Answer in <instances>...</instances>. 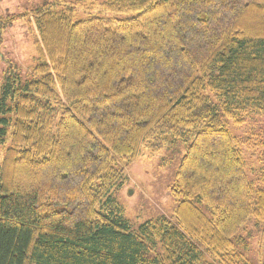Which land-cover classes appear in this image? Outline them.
<instances>
[{
    "label": "trees",
    "instance_id": "16d2710c",
    "mask_svg": "<svg viewBox=\"0 0 264 264\" xmlns=\"http://www.w3.org/2000/svg\"><path fill=\"white\" fill-rule=\"evenodd\" d=\"M58 6L25 16L36 63L0 86V264H251L264 168L252 179L246 160L264 143L228 124L264 114V0ZM179 145L175 222L133 228L111 196L125 167Z\"/></svg>",
    "mask_w": 264,
    "mask_h": 264
},
{
    "label": "rangeland",
    "instance_id": "374dc122",
    "mask_svg": "<svg viewBox=\"0 0 264 264\" xmlns=\"http://www.w3.org/2000/svg\"><path fill=\"white\" fill-rule=\"evenodd\" d=\"M59 1L60 7L66 3L74 5V17L77 19L87 15L88 12L103 18H121L128 14L111 11H102L101 3L104 0L79 2L77 0H0V86L9 68L19 73L22 78H29L31 70L36 63L34 50L35 29L26 21L25 16H31L35 8L43 2ZM26 14L22 18L10 20L11 16ZM231 133L243 140H254L259 136L264 143V114H248L240 124H228ZM253 134V136H252ZM252 136V137H251ZM251 137V138H248ZM7 138L5 139L6 142ZM143 146L137 157L124 169L117 187L112 191V198L122 210L124 217L134 228L141 222L150 218L165 216L175 222L173 211L176 198L171 188L175 182L176 168L184 145L176 148L161 147L159 150ZM256 156H247L249 176L255 179L257 172L264 168V144ZM247 150V148H246ZM0 148V160L2 155ZM260 152H262L260 154ZM251 221V220H250ZM263 230V228H262ZM253 227L248 222L242 235L247 238L250 246L245 251L251 264H264L263 256L258 254L259 248L264 254V230ZM259 256L262 258L259 261ZM207 257V256H206Z\"/></svg>",
    "mask_w": 264,
    "mask_h": 264
}]
</instances>
